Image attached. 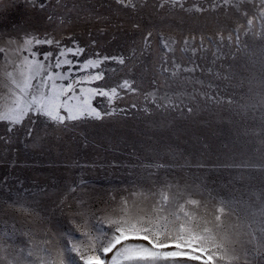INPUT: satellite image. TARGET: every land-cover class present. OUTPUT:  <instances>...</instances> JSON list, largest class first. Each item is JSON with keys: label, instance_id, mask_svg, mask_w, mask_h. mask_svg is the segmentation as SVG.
Masks as SVG:
<instances>
[{"label": "snow or ice", "instance_id": "snow-or-ice-1", "mask_svg": "<svg viewBox=\"0 0 264 264\" xmlns=\"http://www.w3.org/2000/svg\"><path fill=\"white\" fill-rule=\"evenodd\" d=\"M18 2L0 0L10 25L0 28V143L130 117L164 127L209 109L229 129L214 151L187 154L149 136L119 174L85 179L97 165L74 162L78 174L42 184L5 176L0 264H264V0H113L100 5L110 15L81 0H24L11 21ZM124 10L114 27L132 37L127 57L74 31ZM177 11L192 22L186 34L170 23L186 22ZM208 23L212 34L197 33ZM207 56L215 71L198 63Z\"/></svg>", "mask_w": 264, "mask_h": 264}, {"label": "rangeland", "instance_id": "rangeland-1", "mask_svg": "<svg viewBox=\"0 0 264 264\" xmlns=\"http://www.w3.org/2000/svg\"><path fill=\"white\" fill-rule=\"evenodd\" d=\"M81 2L95 5L101 14L110 15L108 10L100 5L112 4L113 0H81ZM154 2L155 0H148L149 5ZM188 2L191 3L193 0H188ZM154 11L150 7L143 10L145 15ZM166 13L167 9L161 12V14ZM24 14V0H19L15 9L9 14V20L18 21ZM128 14L130 13L124 10L120 17L111 16L110 23L107 25L79 23L74 26V31L82 41L90 38L88 35L90 31L91 38L98 41V50L110 54L122 53L127 57L130 55L132 37L125 36L124 31L117 29L114 25L120 24ZM175 14L184 16L186 22L181 25L176 20H172L170 21L172 28L182 29L186 34L192 24L191 20L182 12L177 11ZM9 26L7 23L0 24V28ZM97 27H105V33H98ZM127 27L125 22L124 29L126 30ZM162 30L165 36L172 34L179 37L182 34L181 31L173 32L171 28L167 27ZM195 30L197 33L202 30L206 34H212L214 26L208 23L203 28L196 27ZM113 35L116 36V39L112 38ZM154 47H156L155 44ZM177 56L179 58L180 54L177 53ZM198 63H201L205 68L212 67L213 71L217 68L211 64V56H207L204 61H198ZM141 74L147 77L150 73L137 62V78ZM197 77L204 79L206 83L211 79L207 72L203 76L198 73ZM144 86H148L147 79H145ZM142 102V97L137 98L138 104H142ZM224 116L226 118L227 114L225 113ZM228 129L229 125L223 122L220 114L212 109L198 111L191 118L177 119L174 124L164 127L149 128L143 118L130 117L117 122L106 121L103 124L94 123L79 126L74 133L64 135L45 134L42 130L37 129L40 132V138L35 142L31 139L25 140L21 136L14 137L11 144L0 143V179L7 176L9 183H16L18 178L24 180L29 186L33 180L42 184L61 177L69 171L78 174L81 171L79 168L69 169L66 167L74 162L97 165L96 168L84 169L85 179L91 178L93 174H103L106 169L119 174L126 169L118 166L132 160V157L128 155L132 151V146L135 145L138 151H142L140 145L148 143L149 136L161 139L166 144L187 154L195 149L203 150L206 145L208 150L214 151L228 136ZM110 165H117V167H109ZM220 179L227 182V174L221 173Z\"/></svg>", "mask_w": 264, "mask_h": 264}]
</instances>
